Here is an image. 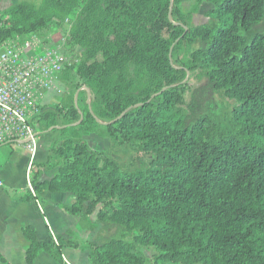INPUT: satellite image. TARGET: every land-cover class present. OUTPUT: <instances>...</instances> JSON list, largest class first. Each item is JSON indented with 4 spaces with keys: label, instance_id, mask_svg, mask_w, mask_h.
<instances>
[{
    "label": "trees",
    "instance_id": "1",
    "mask_svg": "<svg viewBox=\"0 0 264 264\" xmlns=\"http://www.w3.org/2000/svg\"><path fill=\"white\" fill-rule=\"evenodd\" d=\"M203 3L211 18L193 25ZM263 19L264 0H16L0 10L1 39L54 42L62 28L78 59L57 76L60 101L34 118L39 134L58 136L33 162L31 185L72 195L61 208L95 235L39 241L23 227L26 264L40 253L64 264L68 247L86 248L89 264H264ZM90 135L110 146L93 148Z\"/></svg>",
    "mask_w": 264,
    "mask_h": 264
},
{
    "label": "built area",
    "instance_id": "2",
    "mask_svg": "<svg viewBox=\"0 0 264 264\" xmlns=\"http://www.w3.org/2000/svg\"><path fill=\"white\" fill-rule=\"evenodd\" d=\"M77 62L63 43H47L35 35L24 40L0 38V147L20 145L28 152L26 188L32 194L39 134L34 118L44 95L56 89L57 76Z\"/></svg>",
    "mask_w": 264,
    "mask_h": 264
},
{
    "label": "crops",
    "instance_id": "3",
    "mask_svg": "<svg viewBox=\"0 0 264 264\" xmlns=\"http://www.w3.org/2000/svg\"><path fill=\"white\" fill-rule=\"evenodd\" d=\"M50 131L43 133H50ZM57 136L58 133L48 137L49 139L37 137L35 161L45 159L49 146ZM6 146L10 150L0 147V182L2 183L0 186V255L10 264H26L27 242L22 234L23 227L31 228L39 241H47L50 235L52 237L57 234L64 235L72 225L71 219L79 216L69 215L61 208V205H69L74 200L72 195L65 192L43 191L32 194L34 195L32 200H24L28 192L25 175L29 154L20 145ZM12 152L15 153L11 157L14 164L10 166L8 164ZM64 251L69 254V258H72L70 253L72 251L65 248ZM64 251H62L64 264H73L64 255ZM55 262L49 255L40 253L33 264H61Z\"/></svg>",
    "mask_w": 264,
    "mask_h": 264
},
{
    "label": "rangeland",
    "instance_id": "4",
    "mask_svg": "<svg viewBox=\"0 0 264 264\" xmlns=\"http://www.w3.org/2000/svg\"><path fill=\"white\" fill-rule=\"evenodd\" d=\"M15 1L16 0H0V10H3L4 8L8 7L10 4L14 3ZM182 1H183V7L185 9L191 8L192 4L194 3V0H182ZM208 6H210V5H208L206 3L199 5L198 11L193 13V15L191 16V22L193 25L204 23L205 21H207V19L211 18V16H205L204 15V12L208 9ZM259 27L262 29V31H264V19L261 22ZM60 29H62V28H60ZM60 29H58L57 31H54V32H49L47 39H50L49 36L51 35L53 40H55L54 42L61 43L59 41V39H61V37H60V31L61 30ZM183 57H184V54L181 55V58H183ZM177 62L180 63L179 60ZM190 83H191L192 87H196L200 84V82L195 81V79H192L190 81ZM55 87H56V89H54L52 93H46L44 95L43 99L41 100L42 103L49 106V105H56L60 101V98L63 95V93L66 91V88L63 84L59 83V81L55 82ZM82 97H83V94H82ZM50 130H52V129H50ZM50 130H48V131H50ZM55 133H57V131H55V130L50 131V133H43V134L41 133L38 136L39 137L38 139H40V138L44 139L45 137L46 138L51 137ZM87 141H88L89 145H91L93 148H96V149L105 150L110 146V142L108 139L100 138V137L94 136V135L88 136ZM1 148H6V149L10 150L9 147H7V146H3ZM125 152H126V156L128 154H130V153H128V151H125ZM14 154L15 153L12 152L11 156L9 158V164L8 165H10V166L11 165L13 166V164H14L13 160L11 159V157L14 156ZM138 156H140V155H138ZM138 156H137V158H138ZM124 157H125V155H124ZM35 160H36V158H35ZM25 181L27 184L26 175H25ZM71 221H72V223H71L72 225L69 227V230H67V231H70L69 233L71 234L72 240H76L77 242H85V241L90 240L92 237H94L95 232H92L91 230H89L90 227L92 226L90 222L80 221L79 217H74L71 219ZM103 233H105V232H103ZM57 235H63V234H57ZM55 237H56V235H55ZM65 249L72 251V252H70L72 255V258H69V254L68 253L66 254L64 249L62 250V251H64V255L67 258H69L73 264H89L88 251L86 250V248L68 247ZM150 253H151V251H150Z\"/></svg>",
    "mask_w": 264,
    "mask_h": 264
},
{
    "label": "water",
    "instance_id": "5",
    "mask_svg": "<svg viewBox=\"0 0 264 264\" xmlns=\"http://www.w3.org/2000/svg\"><path fill=\"white\" fill-rule=\"evenodd\" d=\"M87 95L89 96V93L87 91ZM76 100H77V94H75V104H76ZM50 130V129H49Z\"/></svg>",
    "mask_w": 264,
    "mask_h": 264
}]
</instances>
